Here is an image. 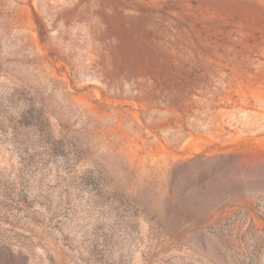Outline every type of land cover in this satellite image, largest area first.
Listing matches in <instances>:
<instances>
[{"label": "rangeland", "instance_id": "1", "mask_svg": "<svg viewBox=\"0 0 264 264\" xmlns=\"http://www.w3.org/2000/svg\"><path fill=\"white\" fill-rule=\"evenodd\" d=\"M0 264H264V0H0Z\"/></svg>", "mask_w": 264, "mask_h": 264}, {"label": "trees", "instance_id": "2", "mask_svg": "<svg viewBox=\"0 0 264 264\" xmlns=\"http://www.w3.org/2000/svg\"><path fill=\"white\" fill-rule=\"evenodd\" d=\"M107 86V88H108V85H106Z\"/></svg>", "mask_w": 264, "mask_h": 264}]
</instances>
